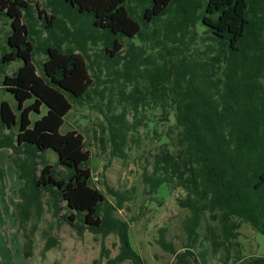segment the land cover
Returning <instances> with one entry per match:
<instances>
[{"label": "trees", "instance_id": "1", "mask_svg": "<svg viewBox=\"0 0 264 264\" xmlns=\"http://www.w3.org/2000/svg\"><path fill=\"white\" fill-rule=\"evenodd\" d=\"M0 17L10 23L0 74L21 62L2 84L16 110L0 102V150L10 151L22 183L19 229L40 217L46 196L77 232L118 238L120 251L106 264H144L129 223L115 215L130 192L105 185L110 202L92 184L84 135L59 132L76 105L102 116L108 164L127 161L142 131L148 143L138 160L149 193H182L183 250L165 229L157 241L173 264H264V256L244 261L239 242L243 224L264 235V0H0ZM42 106L46 114L32 123ZM23 236L27 259L32 242Z\"/></svg>", "mask_w": 264, "mask_h": 264}, {"label": "rangeland", "instance_id": "2", "mask_svg": "<svg viewBox=\"0 0 264 264\" xmlns=\"http://www.w3.org/2000/svg\"><path fill=\"white\" fill-rule=\"evenodd\" d=\"M36 1L41 4L44 2ZM9 31V21L0 17V50L6 46ZM100 48L94 47L92 53L101 55ZM43 57L36 56L38 68L44 60ZM97 62L104 64L101 57L97 58ZM20 66V61L10 63L5 70L6 75L10 76ZM5 76L0 74V102L7 101L13 110H16L15 99L2 89ZM31 102L32 100L26 102V105ZM45 114L46 108L42 106L39 114L30 115V120L33 123ZM102 120V116L93 110L73 105L59 132L65 134L75 130L84 135L86 149L91 153L90 168L95 178L92 184L102 191L110 202H114V199L107 194L105 185L118 191L130 192L131 200L124 203L123 208L115 215L129 223L131 247L144 264H173V256L164 252L157 241L159 230L165 229L166 240L173 243L177 251L183 250L186 239L182 222L188 212L179 208L176 203V198L182 193L166 186L160 187L154 194L149 193L142 180V162L138 160L148 143L142 131L140 147L131 151L127 161L113 158L108 164L109 154L102 151L99 142V123ZM9 154L7 149L0 150V264H106L107 257L118 255L120 244L115 235L103 239L88 231L77 232L61 217L66 212L65 209L57 216L53 214V209L47 206L50 200L46 196L43 197L44 209L40 217L32 215L25 228L19 229L18 222L15 221V204L19 201L18 192L22 183L17 178L16 170L8 162ZM45 155L49 164H55L57 155L53 151H47ZM61 206L64 208L65 205L61 203ZM24 234H28L32 242L31 255L27 259L23 254L26 240ZM48 241L53 247L44 251ZM239 242L245 255L244 261L264 256V235L252 230L249 225H242ZM211 261L212 264H219L217 259ZM121 264L131 263L126 261Z\"/></svg>", "mask_w": 264, "mask_h": 264}, {"label": "built area", "instance_id": "3", "mask_svg": "<svg viewBox=\"0 0 264 264\" xmlns=\"http://www.w3.org/2000/svg\"><path fill=\"white\" fill-rule=\"evenodd\" d=\"M93 179H95L94 176H93Z\"/></svg>", "mask_w": 264, "mask_h": 264}]
</instances>
